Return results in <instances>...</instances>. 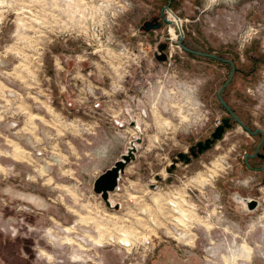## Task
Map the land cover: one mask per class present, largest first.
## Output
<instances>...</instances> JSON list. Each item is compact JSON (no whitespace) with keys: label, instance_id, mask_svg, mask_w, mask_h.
I'll return each instance as SVG.
<instances>
[{"label":"rangeland","instance_id":"1","mask_svg":"<svg viewBox=\"0 0 264 264\" xmlns=\"http://www.w3.org/2000/svg\"><path fill=\"white\" fill-rule=\"evenodd\" d=\"M167 20L235 61L223 98L264 127V66L247 76L264 0H0V264H264V179L240 162V125L167 171L222 123L231 74ZM136 138L110 208L94 181Z\"/></svg>","mask_w":264,"mask_h":264},{"label":"water","instance_id":"2","mask_svg":"<svg viewBox=\"0 0 264 264\" xmlns=\"http://www.w3.org/2000/svg\"><path fill=\"white\" fill-rule=\"evenodd\" d=\"M170 4L164 7L163 11L166 8H169ZM162 11V13H163ZM169 23L171 22L170 20H167ZM179 34V45L187 52L200 55V56H205L209 58H214L220 61H224L227 63H230L232 65V72L224 84L223 87L220 88L218 91V99L220 103L228 110V112L231 114V116L237 120L240 121L239 117L234 113L233 109L230 107V105L227 103V101L223 98L222 96V91L224 87H226L231 80L233 79L234 73H235V64L232 59H224L221 56L213 53H207V52H202L198 50H194L188 46H186L183 43L182 40V35L179 27L176 28ZM232 126L230 122V118H226L223 120V123L219 124L218 126L215 127V130L212 133V136L207 138L206 140H200L198 141L195 145L191 146L189 148V152H180L178 154V158L174 159V163L171 164V167L167 169L169 173H171L177 166V161L178 159L182 162L185 163H190L193 157H198V155L212 147V144L215 143L218 140H221L224 137V133L227 128H230ZM136 147L134 145H131L130 148H128L127 152L122 155V158L119 159L118 161L115 162V164L105 170L102 174H100L96 180L94 181V191L98 195H101L103 200L106 202L108 207L110 208H115L119 209L120 205L119 204H113L111 199H110V193L114 192L118 187L120 183V178L122 174L126 170V166L133 160L136 159ZM160 179V177H158ZM248 208L250 210H255L258 207L259 202L256 199H246Z\"/></svg>","mask_w":264,"mask_h":264},{"label":"flooded vegetation","instance_id":"3","mask_svg":"<svg viewBox=\"0 0 264 264\" xmlns=\"http://www.w3.org/2000/svg\"><path fill=\"white\" fill-rule=\"evenodd\" d=\"M255 53H256V55L255 54L252 55L253 64L255 66L252 68L251 71L247 72V76H251L253 73H255V68H257L259 65H263L264 66V54H262V52L260 53L258 51H256ZM222 58H224V57H222ZM211 59H214V58H211ZM224 59H228V58H224ZM221 62H222V64L230 65L231 66V72H232V65L230 63H227V62H224V61H221ZM233 62L235 64L234 60H233ZM235 68L236 69H235L234 76H235L236 73H240L242 71L236 65H235ZM234 76H233V78H234ZM232 80H231V82H232ZM231 82L229 84H231ZM224 84H223V86H224ZM229 84L226 87H224V89L222 91V96H223V94L226 95L225 93H226V90H227V87L229 86ZM223 108L225 109V111L227 113L225 114V116L222 117V123H223L224 119L230 118V122L232 124V126L230 128L226 129V131L224 133V137H225L226 133L233 128V126L240 125V127L242 129V132L245 133V135L249 138V140L243 142L244 146L242 144L239 145L238 155L240 156V162H242L244 164V167H245V169H247L246 171L248 173L253 174L256 178L264 179V127L259 125L257 122L253 121L252 119H249V117L245 116L244 114L237 113L231 107L233 109L234 113L240 119V121H237L231 116V114L228 112V110L224 106H223ZM214 130H215V128L213 129V131ZM213 131L211 132V134L209 136L205 137L204 139H200V140H206L207 138L211 137ZM224 137L222 138V140L224 139ZM217 142L218 141L213 143L212 147H214ZM193 145L194 144H192L191 146H193ZM210 149H208V150H210ZM208 150H206V151H208ZM206 151H204V152H206ZM204 152L200 153L198 155V157L201 154H203ZM259 204H258V206H259ZM125 240L126 239H123V241H124L123 243H126L125 245H128L129 242L131 241V240H128V241H125ZM119 241L121 242V239H119ZM243 250L246 251L247 247L243 246ZM43 253H45L49 258H52L46 252H43ZM240 257H244L243 254L238 253V255L233 257L232 260H229L227 257H225V262H228V263L230 262V263L236 264L238 262V258H240Z\"/></svg>","mask_w":264,"mask_h":264},{"label":"bare ground","instance_id":"4","mask_svg":"<svg viewBox=\"0 0 264 264\" xmlns=\"http://www.w3.org/2000/svg\"><path fill=\"white\" fill-rule=\"evenodd\" d=\"M170 25L174 26L175 28L179 27L174 21H171L170 22ZM180 29V28H179ZM177 30V29H176ZM177 34H178V31H177ZM178 37H179V34H178ZM131 115V119L133 120V126L137 129V130H140V126H139V123H138V117L136 115H134L133 113H130ZM137 140L136 141H133L131 143V145H134L135 147L138 148V139L139 138H136ZM204 182V181H203ZM112 203L114 202L112 200V198H110ZM159 198L157 197L156 198V202H158ZM160 202V201H159ZM161 205V203H159ZM168 205H172L171 209L172 211L177 214L176 217H175V221L179 222L180 224H185V219L188 217V213H187V210L184 209L181 205H179V202L177 201H174V200H171L168 202ZM161 210V209H160ZM164 212V211H163ZM103 234V233H102ZM102 236V235H101ZM103 237V236H102ZM101 237V238H102ZM105 238V237H103ZM129 239H132L130 237H127L125 241H128Z\"/></svg>","mask_w":264,"mask_h":264},{"label":"crops","instance_id":"5","mask_svg":"<svg viewBox=\"0 0 264 264\" xmlns=\"http://www.w3.org/2000/svg\"><path fill=\"white\" fill-rule=\"evenodd\" d=\"M131 113V112H130ZM134 115H136L135 113H133ZM137 116V115H136ZM126 171V170H125ZM125 173V172H124ZM124 173L122 174L121 178H120V182L124 179ZM111 194V193H110Z\"/></svg>","mask_w":264,"mask_h":264},{"label":"trees","instance_id":"6","mask_svg":"<svg viewBox=\"0 0 264 264\" xmlns=\"http://www.w3.org/2000/svg\"><path fill=\"white\" fill-rule=\"evenodd\" d=\"M170 21H172V20H170ZM175 28V27H174ZM176 29V28H175ZM176 32H177V30H176ZM191 54H193V53H191Z\"/></svg>","mask_w":264,"mask_h":264},{"label":"built area","instance_id":"7","mask_svg":"<svg viewBox=\"0 0 264 264\" xmlns=\"http://www.w3.org/2000/svg\"><path fill=\"white\" fill-rule=\"evenodd\" d=\"M219 125V123L218 124H216V126H218Z\"/></svg>","mask_w":264,"mask_h":264}]
</instances>
